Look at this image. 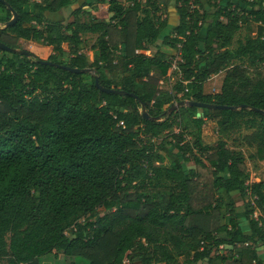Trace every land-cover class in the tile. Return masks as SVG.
I'll list each match as a JSON object with an SVG mask.
<instances>
[{
  "label": "trees",
  "instance_id": "1",
  "mask_svg": "<svg viewBox=\"0 0 264 264\" xmlns=\"http://www.w3.org/2000/svg\"><path fill=\"white\" fill-rule=\"evenodd\" d=\"M205 1L0 0L1 44L39 43L46 61L91 70L0 50V263L264 264V180L250 182L243 152L219 137L252 131L243 140L264 162V116L169 111H264V0ZM76 2L73 21L47 18ZM171 3L169 28L160 13ZM249 24L256 32L233 46ZM160 44L178 50L175 66ZM172 66L178 78L162 90Z\"/></svg>",
  "mask_w": 264,
  "mask_h": 264
},
{
  "label": "rangeland",
  "instance_id": "2",
  "mask_svg": "<svg viewBox=\"0 0 264 264\" xmlns=\"http://www.w3.org/2000/svg\"><path fill=\"white\" fill-rule=\"evenodd\" d=\"M203 2L206 3L205 0H202ZM78 4L77 2L73 7L70 9H62L56 13L50 14L47 16V18L51 21H58V22H71L74 20V16L72 13L73 8L77 7ZM167 14L165 12L160 13V17L162 19L167 18L169 22V28H171L173 25L176 23V16L174 12V7L173 4L171 3L170 6L167 8ZM98 18L102 19H107L109 14L107 12V5H101L99 7V11L96 14ZM84 19V17H81V21ZM166 29L163 31L162 35H167V33L170 31V29ZM256 32V26L254 24H249V25H244L240 28V30L237 32V34L234 37L233 40V46L236 45V41H243L244 38L251 34H254ZM84 40L85 44V50L84 53L87 55L88 59H91L92 57V52L90 51V47L94 44L95 41V36L92 35H86L82 37ZM17 51H27L29 53H32L35 57L41 59V60H47L48 56L51 53V47H46L42 46L39 43H34V42H25L22 40H18L17 42ZM67 51V50H66ZM156 50L155 48L151 47L148 51V53L152 54ZM159 52H162L169 56L173 60V65H176V61L179 60V54L178 50L171 49L167 46H163L160 44L159 46ZM67 53V52H66ZM174 65V66H175ZM177 70L173 68V66L169 69L167 77L164 81L161 82L160 88L162 90H171L176 82L177 76ZM224 76V73H219L211 78H209L203 86V92L206 94H214L217 92L220 88L222 78ZM252 131H245V130H240L238 132H229L227 134H222L219 137L225 141L226 146L229 149L233 150H240L243 152L245 158H246V168L249 172L250 175V182H259L261 180H264V162H259L255 158V148L254 147H248L245 144V141L243 140V137L245 135H249ZM216 133H211V129L209 127L205 128V140H215L217 138ZM193 167L192 164H188L185 166V168ZM236 197V204L240 205L241 200ZM263 250H260V253H262ZM74 261L77 264H87V262L83 259L76 258ZM0 264H3L2 262Z\"/></svg>",
  "mask_w": 264,
  "mask_h": 264
},
{
  "label": "water",
  "instance_id": "3",
  "mask_svg": "<svg viewBox=\"0 0 264 264\" xmlns=\"http://www.w3.org/2000/svg\"><path fill=\"white\" fill-rule=\"evenodd\" d=\"M9 10L12 13V18L10 19L9 22L6 23L5 26L12 25L16 21V18H17L16 13H14L10 8H9ZM0 50L6 51V52H16L18 54L26 55V56L30 55V53L27 52V51H22V50L17 51L15 49H11V48H9V47L1 44V43H0ZM37 62L40 63V64H47V65H50V66H53V67H56V68L71 72V73H80V72H90L91 73V70H89V69L79 70V69H76V68H70V67L63 66V65H56V64L50 63V62H48L46 60H38ZM95 86H96L97 89H99L101 92H104V93L117 94V95H121V96H124V95L128 94V93H126L124 91L107 89V88H104V87L100 86L98 84V79L97 78H95ZM187 106H196V107L201 108V109H214V110L215 109L230 110V111L249 110V111L257 112L258 114L264 116V111L256 109V108H253V107H249L247 105L217 106V105H212V104H202V103H196V102H190V101H180V102L176 103L175 105H173L170 108L169 111H173V110L177 109L178 107H187ZM142 116L144 118H148V116L144 112H142Z\"/></svg>",
  "mask_w": 264,
  "mask_h": 264
},
{
  "label": "built area",
  "instance_id": "4",
  "mask_svg": "<svg viewBox=\"0 0 264 264\" xmlns=\"http://www.w3.org/2000/svg\"><path fill=\"white\" fill-rule=\"evenodd\" d=\"M120 124H122V123H120ZM256 216V215H255Z\"/></svg>",
  "mask_w": 264,
  "mask_h": 264
},
{
  "label": "crops",
  "instance_id": "5",
  "mask_svg": "<svg viewBox=\"0 0 264 264\" xmlns=\"http://www.w3.org/2000/svg\"><path fill=\"white\" fill-rule=\"evenodd\" d=\"M23 41V40H22Z\"/></svg>",
  "mask_w": 264,
  "mask_h": 264
}]
</instances>
